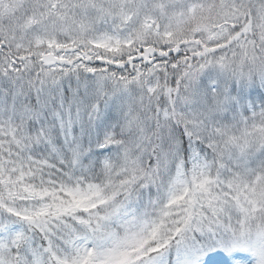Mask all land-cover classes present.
<instances>
[{
  "label": "snow or ice",
  "instance_id": "snow-or-ice-1",
  "mask_svg": "<svg viewBox=\"0 0 264 264\" xmlns=\"http://www.w3.org/2000/svg\"><path fill=\"white\" fill-rule=\"evenodd\" d=\"M0 264H264V0H0Z\"/></svg>",
  "mask_w": 264,
  "mask_h": 264
}]
</instances>
